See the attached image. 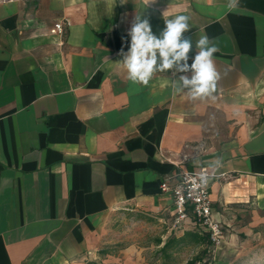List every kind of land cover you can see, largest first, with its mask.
Segmentation results:
<instances>
[{
  "label": "crops",
  "instance_id": "0c3cea01",
  "mask_svg": "<svg viewBox=\"0 0 264 264\" xmlns=\"http://www.w3.org/2000/svg\"><path fill=\"white\" fill-rule=\"evenodd\" d=\"M177 15L189 64L202 34L218 49L210 97L118 62L136 16L159 35ZM203 169L223 229L264 231V0H0V264H123L109 224L127 210L182 236L159 184Z\"/></svg>",
  "mask_w": 264,
  "mask_h": 264
},
{
  "label": "clouds",
  "instance_id": "9594fccd",
  "mask_svg": "<svg viewBox=\"0 0 264 264\" xmlns=\"http://www.w3.org/2000/svg\"><path fill=\"white\" fill-rule=\"evenodd\" d=\"M189 17L177 15L165 19L159 35L152 30L150 20L136 16L127 31L130 38L128 50L118 52L119 63L127 70L128 78L135 83L147 85L154 73L174 70L178 75L173 81L177 92L187 89L192 99L212 96L220 74L216 70L213 54L218 51L206 34L195 41L196 54L189 64V52L193 49L189 31ZM191 73V75H186Z\"/></svg>",
  "mask_w": 264,
  "mask_h": 264
},
{
  "label": "rangeland",
  "instance_id": "374dc122",
  "mask_svg": "<svg viewBox=\"0 0 264 264\" xmlns=\"http://www.w3.org/2000/svg\"><path fill=\"white\" fill-rule=\"evenodd\" d=\"M135 214H128L127 210L122 211L120 220L109 224L106 244L118 252L121 249L125 251L119 256L120 252H117L120 263L131 260L132 264H163L164 258L157 256L159 248L155 247L153 241L157 236L163 235V239H166L170 235L166 233L168 223V227H171L170 222L167 221L163 227L147 216L139 217ZM243 223L244 220L236 221L235 225L240 228ZM173 229L178 235L182 234V228ZM224 231L225 237L206 254L205 261H209V264H264V231H253L244 237H240L238 230ZM200 250L201 248L192 245L180 250L175 249L166 264H186Z\"/></svg>",
  "mask_w": 264,
  "mask_h": 264
},
{
  "label": "built area",
  "instance_id": "2783aa9c",
  "mask_svg": "<svg viewBox=\"0 0 264 264\" xmlns=\"http://www.w3.org/2000/svg\"><path fill=\"white\" fill-rule=\"evenodd\" d=\"M54 32L59 35L64 33L62 22H56ZM211 177L205 169L202 172H177L164 176L159 185L161 192L169 193L174 203L173 227H182L190 221L194 228L209 232L216 246L225 237V231L212 216Z\"/></svg>",
  "mask_w": 264,
  "mask_h": 264
},
{
  "label": "trees",
  "instance_id": "16d2710c",
  "mask_svg": "<svg viewBox=\"0 0 264 264\" xmlns=\"http://www.w3.org/2000/svg\"><path fill=\"white\" fill-rule=\"evenodd\" d=\"M155 245H159L157 256L164 258V263L173 256L175 249L180 250L184 247L192 245L199 247L201 250L190 258L186 264H209V261H205L206 254L215 248V244L211 241L210 233L206 230H198L197 228L185 231L182 236L173 234L168 237L167 240L163 241L162 237L155 239Z\"/></svg>",
  "mask_w": 264,
  "mask_h": 264
}]
</instances>
